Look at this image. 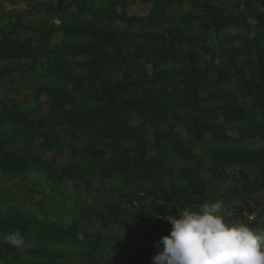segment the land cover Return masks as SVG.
<instances>
[{
    "label": "trees",
    "instance_id": "1",
    "mask_svg": "<svg viewBox=\"0 0 264 264\" xmlns=\"http://www.w3.org/2000/svg\"><path fill=\"white\" fill-rule=\"evenodd\" d=\"M40 1L0 15V184L32 181L0 192V264H151L159 217L206 200L263 227L264 0H141L158 24L140 27L130 0ZM95 183L113 198L90 205Z\"/></svg>",
    "mask_w": 264,
    "mask_h": 264
},
{
    "label": "clouds",
    "instance_id": "2",
    "mask_svg": "<svg viewBox=\"0 0 264 264\" xmlns=\"http://www.w3.org/2000/svg\"><path fill=\"white\" fill-rule=\"evenodd\" d=\"M222 209V201L206 200L195 209L159 217L171 224V231L156 245L163 248L152 264H264V227L229 222ZM7 239L15 247L23 245L19 230Z\"/></svg>",
    "mask_w": 264,
    "mask_h": 264
},
{
    "label": "rangeland",
    "instance_id": "3",
    "mask_svg": "<svg viewBox=\"0 0 264 264\" xmlns=\"http://www.w3.org/2000/svg\"><path fill=\"white\" fill-rule=\"evenodd\" d=\"M13 1H16V2H13ZM32 1L33 0H0V15L3 14L4 12H9V11H13V10H15V11L30 10L29 6L31 4H29V3ZM66 1L69 2L72 0H66ZM238 1L239 0H215L214 4L220 3L224 7H227L233 11H236L238 9L242 13H244L245 7L243 5H241L238 8ZM45 2H47V0H41L40 1V3H45ZM54 3H55V1H54ZM103 5H105V2L103 0H94V6L95 7H101ZM184 10L188 11L189 9H188V7H185ZM121 11H122V8H118V12H121ZM125 12L128 16H136V17L146 19V21L144 23H136L135 26H137V27H140V26H156L158 24L156 21L157 10H156V6L154 3L145 4L141 0H130L127 3V6L125 8ZM197 12L199 13V10H197ZM28 13L29 12L26 11L24 14L26 19L30 18V15ZM179 13H180L179 5H177L175 3L172 6H170L168 11H167V16H168L169 21H171V22L174 21L175 16L178 15ZM115 25L123 26V23L122 22H116ZM0 94L9 96L12 93L10 91H2V92H0ZM29 96H30L29 94L24 95L25 98H28ZM45 113H47V109H45ZM148 136H149L150 143H152L153 129L149 130ZM233 136H234V134H233ZM45 158L48 160L55 159L57 161V167L59 168L62 164H65L71 160L70 159L71 153L68 150H66L64 152L52 151L50 153L45 154ZM181 165L184 166V163L182 162ZM236 170H238V169H236V168L228 169L227 171H228V173H230V172H233ZM251 176L254 179H258V178H260V173L255 168L251 171ZM229 185H230L229 182H225V184L220 186V187L217 185H214V189L218 194H220L223 190L228 189ZM94 186H95V188H97L99 190L102 189V193L101 194L95 193L90 199V205L96 206V205L104 204L113 198V194H111L109 192V190L111 189L110 185H106V187L104 188V187L100 186L99 184L95 183ZM3 190L12 191L15 195H17V197L21 201H25L26 198L29 197L30 192L32 191V181L21 178V179L15 180L11 184L10 183L0 184V192ZM133 190H134L133 187H129L128 189H126V193L132 192ZM255 196H256V200H258V199L264 200V190L260 191ZM234 203H236V202H234ZM263 208H264V206L261 207V209H263ZM227 217L225 218L226 220H228ZM249 219L250 218H248V220ZM239 220H242L244 222L246 221L245 218L239 219ZM261 224L264 227V223H261ZM165 225H166L165 229H167V230L171 229L170 223L165 222ZM97 226H98V224L97 225L95 224L93 227L95 228ZM122 226H124V223L122 224ZM122 226L120 228L124 232L126 226H124V227H122ZM158 243H156L153 246L156 254H157L158 250H162V248H163V245H160V248L158 249L156 247V245ZM61 250H63L64 252H66L68 254L74 253V254H72L73 256H75L74 259H76L79 263L82 262V258H80V255H81L80 251L72 250V249H69L67 247H63V248H61ZM125 257L127 258L128 255H126ZM148 264H150V263H148Z\"/></svg>",
    "mask_w": 264,
    "mask_h": 264
},
{
    "label": "built area",
    "instance_id": "4",
    "mask_svg": "<svg viewBox=\"0 0 264 264\" xmlns=\"http://www.w3.org/2000/svg\"><path fill=\"white\" fill-rule=\"evenodd\" d=\"M249 218H250L249 220L252 221L255 218V215L254 216L251 215Z\"/></svg>",
    "mask_w": 264,
    "mask_h": 264
}]
</instances>
